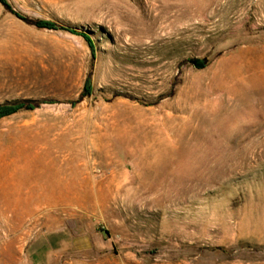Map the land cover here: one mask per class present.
Listing matches in <instances>:
<instances>
[{"label":"rangeland","instance_id":"rangeland-1","mask_svg":"<svg viewBox=\"0 0 264 264\" xmlns=\"http://www.w3.org/2000/svg\"><path fill=\"white\" fill-rule=\"evenodd\" d=\"M4 1L0 264H264V0Z\"/></svg>","mask_w":264,"mask_h":264},{"label":"trees","instance_id":"trees-1","mask_svg":"<svg viewBox=\"0 0 264 264\" xmlns=\"http://www.w3.org/2000/svg\"><path fill=\"white\" fill-rule=\"evenodd\" d=\"M2 1L5 3V5H6V6L8 7V9H9L8 4H7L4 0H2ZM13 13H14L15 15H17L18 17H21V18L24 19L25 21H27V22H29V23H31V24H35V25H37L38 27L51 28V29H56V28L66 29V28H63V27L59 26L58 24H55V23L50 22V21H45V20H35V21H30V20H28V18L22 17V16H20V15H19L18 13H16V12H13ZM71 31L75 32V30H72V29H71ZM87 40L89 41V43L91 44V46H93V43H91V40H89V38H87ZM195 64H196L198 67H200V68H203V67H205V65H206V63H205L204 61H201V60H197V61L195 62ZM21 107H24V104H19V105L13 107V108H0V117H3V116H6V115H9V114L15 112L16 110L20 109ZM28 107H31V108H32V106H28Z\"/></svg>","mask_w":264,"mask_h":264}]
</instances>
